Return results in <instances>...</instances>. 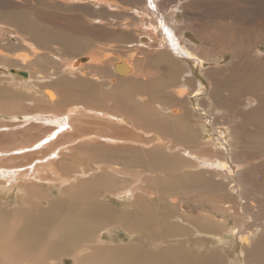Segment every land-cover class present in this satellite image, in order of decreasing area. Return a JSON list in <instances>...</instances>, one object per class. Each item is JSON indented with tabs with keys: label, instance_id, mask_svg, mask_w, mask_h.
I'll return each mask as SVG.
<instances>
[{
	"label": "bare ground",
	"instance_id": "bare-ground-1",
	"mask_svg": "<svg viewBox=\"0 0 264 264\" xmlns=\"http://www.w3.org/2000/svg\"><path fill=\"white\" fill-rule=\"evenodd\" d=\"M5 1L11 5L7 16L17 25L11 30L0 24V82H12L2 83L0 100L22 101L23 87L37 90L42 101L56 109L0 111L9 125L30 123L31 128L46 129L24 144L0 150V264H226L228 248H218L222 244L235 250L237 264H262L264 228L256 237L248 205L261 190L252 168L264 164L263 156L260 160L254 156L264 150V137L248 146L246 133L264 135V64L254 63L257 53L264 57V26L255 25V31L241 22L234 28L223 27L214 38L202 21L207 16L199 13V0ZM32 2L73 3L93 14L94 23L109 33V25L117 23L110 35L116 39L122 38L124 28L130 31L128 41L110 56L109 42L86 45L85 22L80 26L83 32L57 19L51 31L35 32L29 25L39 21L30 15ZM185 32L190 33L185 36ZM48 35L69 46L70 58L59 53L44 57L42 50L49 48H38L34 41L42 43ZM194 36L203 42L197 45ZM211 41L215 51L233 53L227 67L210 65L212 59L205 55L214 56L206 51ZM253 51L256 55L251 57ZM50 57L58 66L45 73L41 65H48ZM228 70L231 76L225 73ZM239 77L244 88L218 95L220 82ZM236 89L241 91L238 97ZM248 93L254 95L255 105L245 110L242 104ZM247 122L254 123L248 128ZM166 134L182 137L181 142L175 138L171 142ZM163 139L169 142L167 149L182 150L179 164L192 167L195 180L206 172L227 177L230 193L247 220L216 231L218 222L212 215L191 220L174 214L170 207H177L180 185L171 181L174 173L160 165L151 171L163 174V180L154 179V173L142 176L141 168L151 164L150 157L136 155L139 150L157 152ZM186 140L204 152L191 149ZM17 159L27 161L1 162ZM117 181L127 185L119 186ZM152 184L161 190H152ZM218 187L222 189L224 183ZM13 194L15 202H10ZM121 229L128 242H115ZM194 235L209 239L212 249L193 251L189 238Z\"/></svg>",
	"mask_w": 264,
	"mask_h": 264
},
{
	"label": "rangeland",
	"instance_id": "rangeland-1",
	"mask_svg": "<svg viewBox=\"0 0 264 264\" xmlns=\"http://www.w3.org/2000/svg\"><path fill=\"white\" fill-rule=\"evenodd\" d=\"M205 1H206V3H205ZM207 1L208 0H199L197 3V6H198V8H200V10L197 7L195 9H198L200 11L199 13L202 14L201 16H203L204 13L207 16V18H204L202 21L205 23V27L208 28V33L214 34V36H212L214 38H216L220 34L223 27L227 26L230 28H234L236 26L242 25L241 22L246 27H249L255 31H257L256 30L257 28L255 25L259 24L261 26H264V0H229V3H227V0H217L218 4L217 5H211V6H209L207 4ZM32 3H33L32 9H31L32 14H30L32 16V20L38 21L35 19L36 18L39 19L38 22L34 23L31 21L29 24L34 29L35 32H38V31L40 32L43 29H48L51 31V29H53V24H54V21L56 19L59 20L60 23L70 24L69 27L71 29H72V25H73L76 28V31L81 30L80 26L83 24L82 22H85V24H86L85 32L87 34V37H84V41H85L86 45L87 46H93L94 43L99 42V41L100 42H109V44L113 48V49H110V51L112 53L110 56L117 54V52L119 51L118 47L125 45L128 41L127 33H129L130 31L126 30L123 26H122V28H124L125 32H124V34L120 35V36H122V38L116 39V38H114L115 36L112 37L110 35H111V33H113L111 28L114 29V27L117 26V23L115 24L114 22H112V24L109 25V28H108V30H110V33H109V31H107L103 28H100L99 25L94 23L95 17L93 16V14H89L88 10H86L84 8H79V7L75 6L73 3L72 4L70 3L68 5H64V4L63 5L62 4H53V5L41 4L39 2H32ZM200 5H201V7H200ZM9 6H11V5H9L7 1L0 0V24H4L7 26V28H10L11 30H15L14 28H16V25H17L16 22L7 16V14H8L7 11L10 10ZM219 9H221V11ZM226 10L228 13L226 12ZM203 11H204V13H203ZM230 11L232 13H229ZM208 12L212 13L210 15L211 17L209 16ZM213 13H215V14H213ZM223 13H225V14H223ZM227 14L230 17L228 16V19L226 18V20H225L224 16H226ZM205 15H204V17H206ZM90 22H93L94 24H92ZM101 26L104 27V25H101ZM81 32H83V31L81 30ZM188 33H190V32H185L184 33L185 36ZM43 35H45V33ZM110 37H112V38H110ZM194 38L196 39L195 43L197 45H200V43L203 42L202 38H199L198 36H194ZM108 39H110V40H108ZM41 42L43 44L40 43L39 41H36V39H35L34 44L38 48H39V45H41V47L43 45H45L49 48V49L44 48L42 50V54L44 55L45 58L50 56L52 53H59V55H61V57L65 56L66 58H70L71 53L69 52L70 51L69 46L66 43L58 40L55 36L48 35L45 38L41 39ZM214 46H215L214 41L213 42L211 41L210 45L208 47H206V51H208V54H210V52H211L212 55H214V56L205 55L207 53H204L205 56H208V57H210V59H212L211 60L212 62L210 65L217 67V68H220V67H225V66L227 67L229 64H231L232 58L234 59L233 53H231L229 51H221V53H219V51H215L216 49L214 48ZM261 49L264 50V48H261ZM18 52L23 54L26 52V50L19 49ZM218 54H220V56ZM252 54H254V55L251 57H254L256 55V52L253 51ZM260 55H262V53L261 54L257 53L256 61H254V63L256 65L264 64V57L260 56ZM211 57H213V58H211ZM48 63L49 64L46 66H45V64L41 65V69L45 70V73H47V71L49 73L53 72L54 68H55L54 65L58 66V64L56 62H54V60L51 57H50V60H48ZM51 65L53 67H51ZM163 70L165 71L166 68H163ZM225 73L226 74L228 73V76H231V74H233L232 70H228ZM262 73H264V70ZM228 76L226 75V77H228ZM0 77H2V75H0ZM240 79L241 78L239 77L238 79H235L234 81H227L226 80L225 82H222V83L220 82L219 83L220 91H219L218 95H221L222 92L223 93L230 92L233 90V88H237V87L244 88L245 82H244V80H240ZM70 80H72V78ZM2 83L6 84V85L12 84V82L9 80H6V82H0V86L2 85ZM73 84L74 83H72V87L77 86V89H80L78 84H76V83H75L76 85L75 84L73 85ZM70 89H72V88H70ZM20 90H22L21 92H24L26 90V92H25L26 95H24L25 97L22 99V101L10 100L11 98L0 100V111H2L4 113H9V112H13V111H18V112L22 113V112H34L35 110L36 111H44V110L48 111V110H55L56 109V108H51L46 102H43L42 101L43 97H42L40 92H37V90H36V92H34V91L32 92V91H28L27 88L24 89L23 87L20 88ZM235 94H236L235 97H238V96H240L241 91L236 89ZM253 96L254 95L252 93H248L246 96H244L245 100L243 101L242 107L245 110H249V109H252L254 107L255 102L252 100L254 98ZM69 97L72 100L71 96H69ZM68 101H65L66 106H68L67 105ZM224 102L226 105L229 104V101H224ZM248 102H250V103H248ZM164 103H166V102H164ZM70 108H72V106ZM215 108H217V107H215ZM11 109H13V110H11ZM218 110H221V109L218 108ZM71 116H72V114H71ZM85 118H88L90 120L91 119L95 120V118H90V117H85ZM3 120H5V121H3ZM254 122H256V121H254ZM254 122H247L246 127H248V128L251 127V125ZM11 123L12 124L9 125L10 121L8 123L7 118H4V119L0 118V150L10 149V148L15 147L16 145L18 146L20 144H24V143L28 142L30 139H32L33 137L44 134V132L46 131V129L44 127L31 128L29 125L30 123H26V124L24 123L25 125H23V124L19 125L20 123L17 124L18 122H11ZM74 126L76 127V129L78 131L80 129V122L79 121L75 122ZM197 128H198L197 129V136L199 137L201 135V128H200V126H198ZM70 131H72V129H70ZM168 136H170L171 138L169 137L166 139H169L171 142L174 138H175V142H181L180 138H182V137H175L176 135H168V134H166L164 137H168ZM246 136L248 138V141H247L248 146H251V142H256V140L264 137V135H262L261 131L260 132L259 131L258 132L248 131V133H246ZM199 138H201V136ZM166 139L162 140V141H164V142H162L164 144V146H162L157 152H153L152 154H150L149 152L139 150L136 153V155H137V157H142L144 159H147L150 157L151 164L149 163L148 165H146L145 169L143 167L141 168L145 171L141 174L142 176H149V175H151V173H154L157 175V177H153L154 179L163 180L164 179L163 174H157L154 171H151V169H158L160 165L165 167L164 168L165 171L174 173L173 176H171V181L176 182V180H177L180 184L179 186L177 185V187L179 188L178 192L176 194L177 200H179V202L177 203V207L176 208L170 207L171 210H173L174 214L183 215L184 217H187L188 219H191V220L198 219V218L202 219L203 217H210V215H212L213 219L216 222H218L217 227H216V231L219 229H225V230L230 229L229 227H233L234 225L237 226L241 222L247 220L246 217H244L242 214H240L239 207H238V204L236 202L237 200L233 197L232 193H230L231 190H229L230 188H229L228 178L227 177L223 178L222 176L220 177L219 175H215V177H214L210 172H206L200 177V180H198V181L195 180L194 175L192 174V171L194 169L192 167H189V166L184 167V166H181L179 164L178 160L183 158V156H184L181 153L182 150L177 151L176 149H172V148H171L172 150L167 149L166 146H168L167 144H169V142ZM201 140H199V141H201ZM184 143H186L187 146L190 147L191 149H194L196 151L201 150L200 151L201 153L204 152L203 149L199 150L198 146H196V144H194L192 142H189L186 140V142L184 141ZM155 145L156 144H154V146ZM254 156H259L258 158L256 157L255 160H260V156L264 157V150L260 149V151L256 152ZM23 161H27V159H24V160L17 159L14 161H1V162H3L2 163L3 165H9V164L12 165V164L22 163ZM190 169H192V170H190ZM189 170L191 171V173L188 174ZM252 170H255L256 183L260 184L261 190L259 193L255 194V196H253V197H255L254 200H256V201L253 202V200H252L253 197H251V196L249 197V200H252V202H251L252 205H248V208H249L248 210H250V212H249L250 217L252 215V217H251L252 223L255 225L252 229H253L256 237H258L261 234L260 228H264V226L262 225L264 223V164H261L256 168L253 167ZM186 175H187V177L184 178ZM179 177H180V180H179ZM209 180H214L215 182L217 181V185L214 186L213 181H209ZM117 182H121V184H118L119 186L127 185V184H123L122 181H117ZM219 182L224 183V187H223L224 189L223 188L219 189V187H218ZM209 183L212 184L214 187L211 186ZM158 184H159V182H158ZM151 189L154 191L161 190V188L158 187L157 184H152ZM218 193L220 195H218ZM15 195L16 194H13L12 196H10L8 198L10 200V202H13V201L15 202ZM221 198H222V200H220ZM166 201H167V203H170L169 198L166 199ZM116 203L120 204L119 202H116ZM10 207L11 206L9 205V208ZM230 208H232V209H230ZM231 210H233V211H231ZM210 211H211V213H210ZM240 217H241V219H240ZM118 232H119V235H117V234L114 235V239L116 240L115 242H121V240L128 242L129 238H128L126 231L121 229V230H118ZM191 237L192 238H189L190 239L189 243H190V245L192 244L191 245L192 247H194V248H192L193 251L198 252V253H202V252H208L209 250L212 249L211 241L209 239L203 240L202 238H204V237H201V239H199V237H196V235L191 236ZM195 240L197 241L196 247H195V244H193L195 242ZM226 245L227 244H222V245L218 246V248H221V247L228 248V249H226L228 251L227 252L228 254L224 255L225 260H226V264H237V262H234L235 261L234 259H236L235 250L233 252L231 249H229V246L228 245L226 246ZM192 249L189 251L191 252ZM247 253L248 252H246V254ZM228 257H229L230 261H228L229 260ZM247 261H248V256L246 255L245 256V263ZM249 262H250V260H249ZM262 264H264V262Z\"/></svg>",
	"mask_w": 264,
	"mask_h": 264
}]
</instances>
